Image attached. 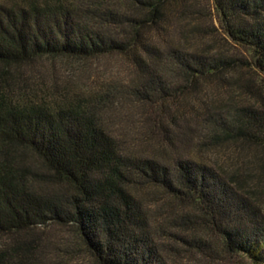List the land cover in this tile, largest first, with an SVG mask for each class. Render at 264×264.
<instances>
[{
  "label": "trees",
  "instance_id": "16d2710c",
  "mask_svg": "<svg viewBox=\"0 0 264 264\" xmlns=\"http://www.w3.org/2000/svg\"><path fill=\"white\" fill-rule=\"evenodd\" d=\"M213 6L250 60L186 45L181 18L206 15L188 0H0V264H44L35 230L51 223L72 226L99 264H173L162 239L199 253L198 264H264V157L243 176L186 151L204 138L264 148V0ZM216 31L213 21L190 30L191 38ZM112 53L135 68L128 89L143 105L244 67L257 73L239 76L257 104L210 108L198 136L168 113L171 161L136 154L106 122L124 90L74 91L37 69L43 58ZM156 191L166 199L151 209Z\"/></svg>",
  "mask_w": 264,
  "mask_h": 264
},
{
  "label": "rangeland",
  "instance_id": "374dc122",
  "mask_svg": "<svg viewBox=\"0 0 264 264\" xmlns=\"http://www.w3.org/2000/svg\"><path fill=\"white\" fill-rule=\"evenodd\" d=\"M189 1L199 3L206 15L181 18L180 21L185 23L184 26L188 31L185 32L188 35V42H184L186 45L193 46L199 42L202 47L213 51L220 50L229 54L241 52L247 55L249 60L251 59L247 51L225 37L226 35L216 20L217 13L213 6V0ZM212 21L217 28L215 33L208 35L201 33L202 37L191 38L190 30L194 29L196 24H202L205 29V26L210 25ZM175 23L176 21L173 20V24ZM40 61L37 69L43 73V75L40 74L41 76H53L58 82L69 85L74 91L85 93L100 90L108 84L124 90L127 95L118 96L117 103L109 108V113L106 115L109 131L125 149L134 151L136 154L143 152L155 154L160 159L167 161H171V156L174 154L173 147L168 142V136H171L172 131L168 123L169 120L165 117L168 113L169 115L175 114L176 121L189 126L190 128H187L190 129V132L192 131L194 135L198 136L210 108L211 110L213 107L214 109L217 107L225 109L229 102L249 101L257 104V93L243 90L239 80L240 74L243 73L245 78L254 76L257 79V73L252 67L233 69V71L227 72L224 80L212 77L201 79L196 82V85L185 83L180 86L181 91H175V95L168 101H158L151 106L143 105L130 95L131 91L128 88L134 86L133 79L136 72L125 55L112 53L90 59L59 57L43 58ZM260 77L263 81H259V76L256 81H259V84H264V75L262 74ZM161 117L164 125L167 126L166 129L162 128L159 123ZM204 139L197 146H195V142L192 143L195 147L188 148V146L186 151L200 155L226 172L239 169L243 176L246 175V172L255 173L254 161L264 157L262 146L235 144L232 141L211 144L209 138ZM254 189L256 190V187ZM154 199H158V202L161 203L166 199V196L160 191H156V194L147 200V206L151 209H156V204H159ZM35 231L38 240L45 247L44 264H99L85 248L72 226L51 223L40 225ZM2 240L7 241V238L3 237ZM161 241L167 247L171 245L174 247L170 252L173 264H198L203 261V257L199 253L188 247L165 239Z\"/></svg>",
  "mask_w": 264,
  "mask_h": 264
}]
</instances>
